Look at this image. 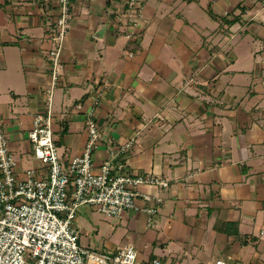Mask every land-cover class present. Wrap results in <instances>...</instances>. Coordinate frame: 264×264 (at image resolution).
<instances>
[{"label":"crops","instance_id":"1","mask_svg":"<svg viewBox=\"0 0 264 264\" xmlns=\"http://www.w3.org/2000/svg\"><path fill=\"white\" fill-rule=\"evenodd\" d=\"M137 1L71 0L53 133L68 168L98 98L95 166L132 141L125 171L168 186L140 188L162 198L153 225L128 211L98 226L106 242L80 244L132 245L162 264H264V0ZM58 15V0H0V118L20 176L48 173L28 132L46 111Z\"/></svg>","mask_w":264,"mask_h":264},{"label":"built area","instance_id":"2","mask_svg":"<svg viewBox=\"0 0 264 264\" xmlns=\"http://www.w3.org/2000/svg\"><path fill=\"white\" fill-rule=\"evenodd\" d=\"M137 0H129L130 10L139 11ZM59 15L51 27L53 44L51 84L45 90V113H37L28 132L35 159L48 168L46 178L35 169L22 176L9 149V139L0 118V264H162L159 258L140 260L134 246L111 251H93L79 242L76 213L90 205L107 215L120 217L128 211L148 215L150 225L162 198L141 187H167L168 181L152 174H129L124 160L132 147L129 141L111 158L96 167L93 153L101 140L95 113L98 98L85 112L87 142L81 155L64 167L58 153L52 125L54 88L62 68L61 50L70 32L73 17L71 0H58ZM78 109L80 105L76 106ZM213 264H226L218 260Z\"/></svg>","mask_w":264,"mask_h":264},{"label":"rangeland","instance_id":"3","mask_svg":"<svg viewBox=\"0 0 264 264\" xmlns=\"http://www.w3.org/2000/svg\"><path fill=\"white\" fill-rule=\"evenodd\" d=\"M117 217L107 216L99 211L93 206L83 205L81 206L77 213L75 219V227L77 229L80 239L84 234L89 238H94L92 240H97L101 243L106 242L108 240L107 232L105 234L104 231H101V235L103 237H98L96 231H98V226L102 227L106 223L116 222ZM86 233H85V232ZM95 245L89 244V247L92 248ZM88 247V246H87Z\"/></svg>","mask_w":264,"mask_h":264}]
</instances>
